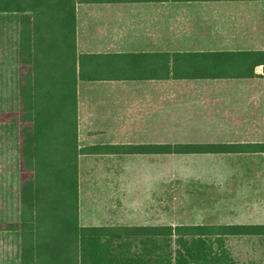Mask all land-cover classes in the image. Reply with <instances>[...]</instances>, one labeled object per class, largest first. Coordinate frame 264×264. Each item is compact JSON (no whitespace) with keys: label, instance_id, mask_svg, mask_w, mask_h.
I'll use <instances>...</instances> for the list:
<instances>
[{"label":"trees","instance_id":"trees-1","mask_svg":"<svg viewBox=\"0 0 264 264\" xmlns=\"http://www.w3.org/2000/svg\"><path fill=\"white\" fill-rule=\"evenodd\" d=\"M92 1L102 0H0V14L20 18L18 107L0 110V124L18 126L19 217L0 220V231L19 232L20 264H239L228 241L264 243V224L80 223L79 156L97 148L79 145L77 80L84 59L77 53V5ZM96 57L102 72L105 56ZM261 64L264 50L162 54L161 76L249 77ZM159 151L264 152V143H161Z\"/></svg>","mask_w":264,"mask_h":264},{"label":"crops","instance_id":"crops-1","mask_svg":"<svg viewBox=\"0 0 264 264\" xmlns=\"http://www.w3.org/2000/svg\"><path fill=\"white\" fill-rule=\"evenodd\" d=\"M181 10L182 14H180ZM162 11H168L170 17L174 16L170 24H178L180 20H177V17L180 15L179 18L185 24L187 33L180 35L174 32L162 37ZM13 15L12 22L7 23L6 33L8 46L14 48V58L10 60L7 58L9 72L0 88L4 85L7 93L13 94L17 89V95H19L17 45L20 18L18 14ZM254 50H264L263 0L195 2L102 0L79 3L77 5V53L83 55L84 59L83 71L77 80L79 145L97 148L79 156L80 223L82 221L80 198L82 188L80 160L82 158L124 159L125 161L160 157L159 145L162 142L159 137L155 140L154 135L155 118L159 119L162 104V86L169 82L187 85L210 81L218 83L243 81L251 84L264 80V74L260 68L264 67V64L258 65L255 75L249 77L177 79L170 76L162 79V54H169L171 57L176 53L184 52L216 53ZM96 55L105 56V70L102 72L98 71ZM247 91L249 96L251 95L250 109L241 108V110L250 112L253 107L256 111L248 118L240 117V120L252 121L250 126L253 127H264V114H262L264 89L249 86ZM156 128H159L158 123ZM258 137L220 143H264V134ZM100 146L104 149H98ZM224 154L264 158V152ZM263 168L240 171L242 175L258 176L256 180H259L260 186L255 187L264 192ZM104 172L102 179L104 184L108 186V189L118 187L119 197L124 196L129 199L124 206L130 207L129 211L133 215L136 209L145 210L146 206L136 202L130 203V200H136L138 190L146 188L147 181L148 186L152 183L153 189L155 170H104ZM157 179L159 180V174ZM93 181L96 182V180ZM261 207L264 212V204ZM130 212H126V217L131 216ZM130 219L128 220L132 221ZM224 224H232V222ZM84 226L104 225L90 223ZM2 232L17 231H0Z\"/></svg>","mask_w":264,"mask_h":264},{"label":"rangeland","instance_id":"rangeland-1","mask_svg":"<svg viewBox=\"0 0 264 264\" xmlns=\"http://www.w3.org/2000/svg\"><path fill=\"white\" fill-rule=\"evenodd\" d=\"M13 16L12 13L0 14V85L6 81L9 72L7 58H14V48L8 46L6 33L7 23L12 22ZM172 17L168 11H162V37L174 32L180 35L187 33L180 15L177 17L180 20L178 24H170ZM260 68L264 74V67ZM249 86L264 89V80L251 84L243 81L187 85L166 83L161 89L159 119L155 118V140L159 137L162 143H220L259 138L260 134H264L263 126L253 127L250 126L252 121L240 120V117L248 118L256 111L253 107L250 112L241 110L250 109ZM17 107V89L14 94L7 93L3 85L0 88V110H15ZM156 123L159 124L158 129ZM18 148V126L0 124V220L14 221L19 217ZM80 162L83 225L264 223L261 207L264 192L255 187L260 186L259 180H256L259 177L255 174L242 175L240 171L261 170L264 158L260 156L188 153L125 161L82 158ZM104 170H155L153 189L152 183L148 186L147 181L146 188L138 190L136 200H130V203L146 206L145 210L136 209L133 215L130 207L124 206L129 199L119 197L118 187L114 185L116 188L108 189L104 184ZM127 211L130 217H126ZM228 247L239 264H264V243L257 239L234 237L228 241ZM0 264H20L18 232L0 233Z\"/></svg>","mask_w":264,"mask_h":264}]
</instances>
